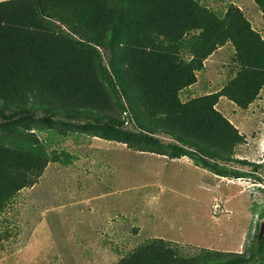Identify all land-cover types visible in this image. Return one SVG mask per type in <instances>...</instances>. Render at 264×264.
<instances>
[{
	"label": "trees",
	"instance_id": "trees-1",
	"mask_svg": "<svg viewBox=\"0 0 264 264\" xmlns=\"http://www.w3.org/2000/svg\"><path fill=\"white\" fill-rule=\"evenodd\" d=\"M254 2L264 27V0ZM227 44L236 75L182 101L205 61ZM102 46L119 47L117 68L104 65ZM263 88V35L234 4L218 10L201 0L0 1V211L49 163L73 160L18 125L100 137L171 160L187 156L222 174L228 163H250L234 158L246 137L217 106L224 97L247 109ZM255 248L249 257L207 248L185 256L155 238L117 264H260L264 239Z\"/></svg>",
	"mask_w": 264,
	"mask_h": 264
},
{
	"label": "rangeland",
	"instance_id": "rangeland-1",
	"mask_svg": "<svg viewBox=\"0 0 264 264\" xmlns=\"http://www.w3.org/2000/svg\"><path fill=\"white\" fill-rule=\"evenodd\" d=\"M210 4L243 8L264 38L254 0ZM117 49L99 47L109 70L120 65ZM234 53L227 44L205 61L192 97L217 91L236 75ZM217 108L246 137L234 158L250 163H228L222 174L187 156L171 160L100 137H61L18 125L16 131L34 133L49 151L69 152L73 160L49 163L34 186L20 190L0 211V264H117L155 238L185 256L207 248L249 257L264 239V88L247 109L224 97Z\"/></svg>",
	"mask_w": 264,
	"mask_h": 264
},
{
	"label": "crops",
	"instance_id": "crops-1",
	"mask_svg": "<svg viewBox=\"0 0 264 264\" xmlns=\"http://www.w3.org/2000/svg\"><path fill=\"white\" fill-rule=\"evenodd\" d=\"M204 2H208L209 3V5L211 6V4L210 3H212V2H214V0H203ZM218 1H220V0H218ZM240 6L242 7H245V5L244 4H240ZM239 7V6H238ZM240 8V7H239ZM240 9H243V8H240ZM195 85H192V86H190V87H188V88H186V89H184L183 91H182V93H181V97L183 96V95H185V100L184 101H186V100H189V99H191V98H193L191 95H192V88L194 87ZM164 157V156H163ZM182 158H185V157H182ZM182 158H180V159H182ZM173 160H176V159H173ZM177 160H179V159H177Z\"/></svg>",
	"mask_w": 264,
	"mask_h": 264
},
{
	"label": "water",
	"instance_id": "water-1",
	"mask_svg": "<svg viewBox=\"0 0 264 264\" xmlns=\"http://www.w3.org/2000/svg\"><path fill=\"white\" fill-rule=\"evenodd\" d=\"M263 230H264V224L262 225L261 234L263 233Z\"/></svg>",
	"mask_w": 264,
	"mask_h": 264
}]
</instances>
